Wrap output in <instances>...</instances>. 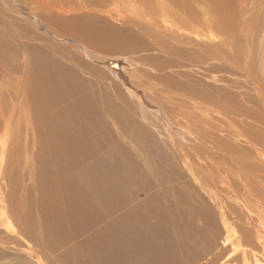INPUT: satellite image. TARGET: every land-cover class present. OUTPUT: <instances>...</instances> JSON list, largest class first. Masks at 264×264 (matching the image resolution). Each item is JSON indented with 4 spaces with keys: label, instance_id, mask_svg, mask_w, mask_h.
<instances>
[{
    "label": "rangeland",
    "instance_id": "rangeland-1",
    "mask_svg": "<svg viewBox=\"0 0 264 264\" xmlns=\"http://www.w3.org/2000/svg\"><path fill=\"white\" fill-rule=\"evenodd\" d=\"M21 2L28 7L37 8L40 5L37 8L39 13H44V9H52L58 14L71 15L63 10L72 8L75 10L72 13L81 17L66 19L65 16H58L60 19H54L59 25L57 31L64 38L70 39L72 45L60 43L40 35L33 25L20 17L4 12L0 1V70L6 61L16 65L15 72L8 74L18 80L23 90V99L29 106V109L20 107L21 97L13 88L15 83L12 79L0 80V264H31V260L37 264H84L68 257L79 249L81 258L92 254V246L83 244L91 241L93 231L82 229L79 220L68 212L63 210L59 213L60 208L66 207L64 199H61L66 197L65 191L57 201L49 190V182L44 181L42 188L38 185L41 178L37 175L43 166L48 165L44 160L45 151H52L53 154L54 149L50 145H42L46 139L33 133L23 134L27 139H21L20 143L12 140L14 135L22 132L24 125L29 126L46 119L47 115L42 119L39 116L49 110L55 119L43 126L35 125L38 132L49 134L47 128L52 127L61 133H73L66 130L67 123L60 128L53 124L59 125L58 118H65L66 107H76L83 112V105L90 111L91 123H87L86 134H75L87 137L85 147L89 151H85V160L101 165L105 157L112 154L107 162L124 170L126 185H131L135 169H144L143 161L148 158V164L152 165L154 171L151 177L145 174V180L152 181V191L163 204L166 200L161 198L156 187H167L171 191L174 186L173 183L160 185L155 182V178L156 175L161 178L172 176L170 171L173 168L181 169L193 164L201 169L197 173V180L203 177L212 186L214 196L217 197L215 200L207 197L212 214L210 219L202 220L200 224H196L199 221L194 219L195 225L187 223L185 229L181 227L176 232L167 224L169 237L183 256L181 264H191L186 257L196 261L195 264H218L236 246L242 248L240 250L244 251V255L239 252L228 261L231 262L229 264H244L245 257L250 264L264 261V239L259 242L255 230L261 228L259 225H264V182L259 185L260 173L254 171L259 164L264 166L257 154L258 148L264 150V0L260 6L255 4L256 0H245L242 3L245 13L243 9L240 10L242 19L249 20L244 22L240 16L234 18L235 21L232 19L234 25H225V28L234 37L215 46L225 51L234 48L228 54L231 56L234 52L238 66L231 70H228L230 66H224V60L210 57L199 44L182 41L195 57L210 59L221 67L212 76H202L201 79L178 77L172 82V95L175 98L168 102V106L178 113L172 123L162 117L164 108L160 105L129 97L125 87H121L114 80L113 74L105 69L104 62L107 56L137 49L138 43L134 38L147 45V51L153 47L155 58L158 43L169 46L171 41L177 40L172 20L180 19L185 24L188 19L190 13L182 1L178 0L177 5L171 6H160L155 0ZM253 19L255 21L251 22ZM251 23L255 26L252 30ZM193 24L199 30L197 35L203 32L202 21L195 19ZM187 30L192 31L190 28ZM85 41L91 42L101 53L94 54L92 58H84L79 54V46ZM170 49L173 51L174 48ZM82 54L93 52L83 51ZM145 56H148V52ZM119 60L129 64L135 62L131 56H123ZM50 70L59 79L72 83L74 91L60 93L55 89L60 95L58 99L59 95L52 92L50 87ZM237 81L241 83L233 87ZM245 109L253 111L255 119L247 118ZM7 120L9 135L5 133ZM249 122L253 124V130H261L262 141L257 142L259 147L248 144L249 150H239L234 154L218 151L225 146H238L233 137L222 132L229 126L252 141L248 134ZM195 144L210 146L213 151H217L214 154L220 152L221 161H211L205 154L191 147ZM181 147L186 148L184 151L189 160H185L177 150L173 162L170 163V159L166 161L167 152ZM167 157L170 158L168 154ZM77 162L79 168L88 166L82 159ZM49 167L53 168L52 165ZM223 167L238 174L235 182L223 171L210 173L211 169ZM108 174L112 173L99 174L100 184L106 187L112 184L102 182L101 176ZM56 179L67 181L70 176L65 171L57 175ZM180 181L185 182L183 179ZM65 187L70 192V186ZM127 191L130 196V190ZM184 191L188 193L185 187ZM108 194L112 200L119 198L113 196L112 192ZM126 202L130 200L126 199ZM221 211L230 215L227 224L223 223ZM248 221L252 226L245 225ZM56 223L58 234L50 236L47 230ZM226 225H230L234 230L231 229L230 233L235 236L227 248H222L221 241L226 231H229L225 229ZM261 232L264 234V227Z\"/></svg>",
    "mask_w": 264,
    "mask_h": 264
},
{
    "label": "bare ground",
    "instance_id": "bare-ground-1",
    "mask_svg": "<svg viewBox=\"0 0 264 264\" xmlns=\"http://www.w3.org/2000/svg\"><path fill=\"white\" fill-rule=\"evenodd\" d=\"M0 1L4 6V12H10L33 25L40 35L48 38L50 37L60 43L66 42L72 45L70 39L64 38L62 34L57 31L59 25L54 22V19H60L58 16H65L66 19L81 17V15L77 13H72L75 11L74 9L63 10L67 13L70 12L69 14L71 15L58 14L53 12L52 9H44V13L41 12V14L38 12V7L40 5L37 9L24 5V2H21L23 0ZM180 1L186 5L187 11L190 13L188 19L185 24L180 19L172 20V25L175 26L174 36L177 40L171 41L169 46L158 43L159 46L155 58L154 56L156 53H154L153 47L147 51V45L142 43L140 39L134 38V41L138 43L137 49H131L120 54L107 56L106 62H104L105 69L113 74L114 80H116L121 87H125L129 97L133 100L141 99L148 103L163 107L162 117L165 118L168 123H172V121L178 117V113L168 106V102L175 98L172 95V82L178 77H196L201 79L202 76H212L215 72L219 71L221 67V65H218L210 59L195 57L192 50L188 46H185L182 41H188L190 44H199L204 47V52L209 54L210 57L224 60V66H230L228 70L238 66L234 60V52L231 56L228 54V52L233 51L234 48L225 51L215 46H220L225 43L226 40H232L234 37L231 35L232 32L225 28V25H234V18H239V16L240 19H242V10L240 9H243L242 3L245 0ZM16 2L18 4H16ZM155 2L160 6L178 4V0H155ZM261 3L262 0H256L255 4L260 6ZM238 12L240 15H238ZM243 12L245 13L244 9ZM257 17H255V20ZM195 19L200 22L202 21L204 25L203 32L198 35L197 33L199 30H196L193 24ZM242 20L245 22L249 19L246 18ZM255 20L253 19L251 22ZM176 21L183 24H177ZM252 27L253 25L251 23L250 30H252ZM189 28L192 29L191 32L187 30ZM246 42H248V40H246ZM170 47L174 48L173 51ZM154 49H156V47ZM83 51H92L93 54L83 55ZM147 52L148 56H145ZM98 53H101V50L89 41H85L79 46V54L84 58H92L94 54L97 55ZM198 55L200 56V54ZM123 56H131L135 62L129 64L120 61L119 58ZM36 64H38V62H36ZM15 67L16 65L14 63L8 61L3 62L0 70V80L2 78L6 80L8 78L12 79L15 86L13 87V85H10L15 89L17 95L21 97V99H19L20 107L29 109V106L23 99V90L20 88L18 80L16 81L15 78L8 74L15 72ZM195 74L200 76H196ZM50 76V87L52 92L57 93L55 89L60 93H72L74 91L72 83L59 79L53 70H50ZM240 83L239 81L235 82V84L233 83V87L238 86ZM58 99H60V95ZM82 111L83 112L76 107H66L65 118H58L60 122L59 125L53 124L60 128L64 123H67L66 130L72 131L73 133H61L52 127L47 128L49 134L38 132L34 128L35 125L43 126L42 124L55 119L52 111L49 110L46 111L44 115L39 116V119H42L47 115L46 119L39 120L29 126L24 125L22 132L12 137V140L16 143H20L21 139H27L23 136V134L26 133L37 134L46 139V142H43L42 145H50L55 152L52 154V151H45L44 160L48 165L43 166L42 170L39 168L41 173L37 176L40 177L41 180H39V182L36 180L38 185L42 188L44 181L49 182V190H51L57 201L60 199L62 192L65 191L67 198L63 197L61 199H64L66 207L60 208L59 213L63 212V210L68 212L79 220L78 222L82 229L93 231L91 241L83 244V246L87 244L92 246V254L88 257L81 258V250L79 249L73 251L68 259L71 258V260L83 262L84 264L91 263L92 261H97V263L91 264H181L183 256L179 247H176L174 241L169 237L167 224L176 232L178 228L180 229L182 227L185 229V225H188L187 223H189V225H195L194 219L199 221L196 224H200L202 220L207 221L210 219L212 214L209 211L210 203L207 197L212 200H215L217 197V195L214 196L212 186L208 185L203 177H201L200 181L197 180V173L201 172V169L195 167L193 164L187 165V167L181 169L173 168L170 171L172 176L161 178L156 175L155 178V182L160 185L173 183L174 186L171 191H169L167 187H156L161 198L166 200L165 204H163L157 198L155 192L152 191L150 185L152 181L149 179L145 180L147 179L145 174L151 177V173L154 171L152 170V165L148 164V158L143 161L145 163L144 169H135L134 182L131 185H126V172L124 170L121 171L118 165L117 167H115V165L111 166V162H107L112 157V154L106 156L101 165L85 160L87 156L85 151H89L85 147L87 137L75 133L83 132L86 134L88 130L87 123H91V116L89 113L90 111L86 109L84 105L82 106ZM244 112L247 114V118L255 119L253 111L245 109ZM252 115H254V117H252ZM249 128L250 131L248 134L252 141L240 131L234 130L230 126L226 127L222 132L227 136L233 137L238 146H225L219 148L218 151H222V154H234L239 152V150H249L247 147L248 144L256 148L259 147L257 142L262 141V136L260 135L261 130H253V124L251 122H249ZM5 133L9 135V120H7V130H5ZM241 146H243V148ZM191 147L205 154L211 161H221V153L218 152L214 154L217 151H213L210 146L195 144ZM185 149L186 148L181 147L175 151L167 152L166 161L170 159V163H172L176 157L177 150L181 152L185 160H189L186 156V151H184ZM167 154L170 158L167 157ZM257 154L264 162V150L258 148ZM78 159L87 162L88 166L79 168ZM223 160L226 161L224 158ZM49 165H52L53 168L50 169ZM65 171L68 172L70 180L57 181V175ZM220 171L230 176L233 182H235L238 177V174L225 167L211 169L210 173ZM254 171L260 173V185L262 181L264 182V166L259 164V167H255ZM102 172L113 174L101 176V181L111 183L112 185L110 187H114V189L100 184L99 174ZM181 179L185 182H181ZM142 181H146L147 183L143 184ZM66 185L70 186V192L65 187ZM184 187L188 193L184 191ZM127 189L130 190V196L128 195ZM192 189H194L193 192ZM262 191L264 192V190ZM110 192H112L115 197L119 196L118 200H112L108 194ZM126 199H129L130 202H126ZM1 209H3L2 206ZM221 216L223 223L227 224L230 215L221 211ZM57 225L56 223L54 226L48 228L47 232L50 236H56L58 234L57 231L59 230L56 228ZM245 225L252 226L250 221L246 222ZM259 227L261 228L257 227L255 230L258 241L260 242L264 239V234L261 232L264 225L261 224ZM225 229H229V231H226V235L221 241L222 248H227V245L235 236L230 233L232 229L230 225H226ZM176 235L179 236L180 234ZM262 246L264 247V244H262ZM240 249L239 246L232 248L222 257L224 260L219 263H231H228V261H230L234 255L241 252ZM241 253L244 255V251ZM34 256L36 257V255ZM186 258L191 264H195L194 262L196 261L188 257ZM30 263L37 264L32 262V260ZM244 264H250L246 257L244 258ZM257 264H264V261H260Z\"/></svg>",
    "mask_w": 264,
    "mask_h": 264
}]
</instances>
